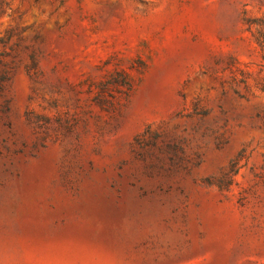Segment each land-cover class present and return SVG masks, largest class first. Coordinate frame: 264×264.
<instances>
[{
    "label": "rangeland",
    "instance_id": "1",
    "mask_svg": "<svg viewBox=\"0 0 264 264\" xmlns=\"http://www.w3.org/2000/svg\"><path fill=\"white\" fill-rule=\"evenodd\" d=\"M0 264H264V0H0Z\"/></svg>",
    "mask_w": 264,
    "mask_h": 264
}]
</instances>
